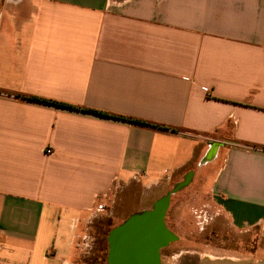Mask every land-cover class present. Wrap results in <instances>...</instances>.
Segmentation results:
<instances>
[{
	"label": "crops",
	"instance_id": "0c3cea01",
	"mask_svg": "<svg viewBox=\"0 0 264 264\" xmlns=\"http://www.w3.org/2000/svg\"><path fill=\"white\" fill-rule=\"evenodd\" d=\"M189 174L264 227V0H0V264H77L109 198Z\"/></svg>",
	"mask_w": 264,
	"mask_h": 264
},
{
	"label": "rangeland",
	"instance_id": "374dc122",
	"mask_svg": "<svg viewBox=\"0 0 264 264\" xmlns=\"http://www.w3.org/2000/svg\"><path fill=\"white\" fill-rule=\"evenodd\" d=\"M182 178L170 183L163 191L155 193L157 198L170 192L175 184L182 182ZM210 182L211 178L206 180L205 184L209 185ZM133 191L136 201L132 206L126 210L121 199H117L112 206L109 198L106 202V206L110 207L109 210H106L100 218L95 219V217L90 226L104 220V223L110 224L114 229L131 214L149 209L150 203L143 199V191L139 187ZM165 222L177 238V242L171 244L172 259L166 261V264H180L185 259L191 260L192 257H198L197 253L207 248L214 250L217 257L232 253L240 256L243 252H256L259 249L264 251V227H258L248 233L235 232L226 218L217 211L204 183L197 178H192L185 189L170 197ZM90 235L93 236L91 231L85 239L86 248L75 259L77 264H98L96 246Z\"/></svg>",
	"mask_w": 264,
	"mask_h": 264
},
{
	"label": "water",
	"instance_id": "95a60500",
	"mask_svg": "<svg viewBox=\"0 0 264 264\" xmlns=\"http://www.w3.org/2000/svg\"><path fill=\"white\" fill-rule=\"evenodd\" d=\"M191 176L175 184L150 210L132 214L108 233L107 264H160V250L177 241L164 224L170 197L185 189Z\"/></svg>",
	"mask_w": 264,
	"mask_h": 264
},
{
	"label": "trees",
	"instance_id": "16d2710c",
	"mask_svg": "<svg viewBox=\"0 0 264 264\" xmlns=\"http://www.w3.org/2000/svg\"><path fill=\"white\" fill-rule=\"evenodd\" d=\"M48 104H52L55 106H59L62 108H66L69 110H73L74 108L69 107V106H65V105H59L57 103H48ZM75 110V109H74ZM90 114H94L96 116H101L104 117L105 115H101L99 113L93 112V111H86ZM138 123V122H135ZM140 124V123H138ZM104 220H101L99 222H97L94 226H90L89 227V231H91V234L93 236H91V238L94 239V243H95V248H96V256L98 257L97 261L98 264H103L104 259L106 257V252H107V242H106V238L108 233L113 229L112 226H110V224L104 223Z\"/></svg>",
	"mask_w": 264,
	"mask_h": 264
},
{
	"label": "flooded vegetation",
	"instance_id": "af4514ba",
	"mask_svg": "<svg viewBox=\"0 0 264 264\" xmlns=\"http://www.w3.org/2000/svg\"><path fill=\"white\" fill-rule=\"evenodd\" d=\"M108 236V235H107ZM106 242H107V238H106ZM177 241L171 242L169 243V245L163 249L160 250L159 252V259H160V264H166V261H170V259H172L171 256V244L172 243H176ZM107 256H108V244H107V252H106V257L104 259L103 264H107ZM181 264V263H180Z\"/></svg>",
	"mask_w": 264,
	"mask_h": 264
}]
</instances>
